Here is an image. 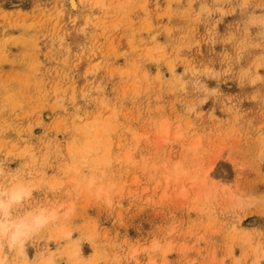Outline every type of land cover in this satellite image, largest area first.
<instances>
[{
	"label": "rangeland",
	"instance_id": "1",
	"mask_svg": "<svg viewBox=\"0 0 264 264\" xmlns=\"http://www.w3.org/2000/svg\"><path fill=\"white\" fill-rule=\"evenodd\" d=\"M74 1L0 0V263L264 264V0Z\"/></svg>",
	"mask_w": 264,
	"mask_h": 264
},
{
	"label": "bare ground",
	"instance_id": "2",
	"mask_svg": "<svg viewBox=\"0 0 264 264\" xmlns=\"http://www.w3.org/2000/svg\"><path fill=\"white\" fill-rule=\"evenodd\" d=\"M69 6L74 9L76 7L75 1L69 0ZM28 193V190H25L20 185L11 188L9 192L5 190L0 191V212L2 213V217H0V238L7 236L11 245L22 243L24 238L29 236L32 231L39 228L48 219L42 214L33 217L30 221L15 222L14 220L7 219L10 207L21 201L22 197L27 196Z\"/></svg>",
	"mask_w": 264,
	"mask_h": 264
}]
</instances>
